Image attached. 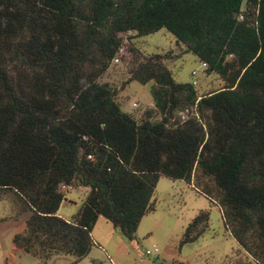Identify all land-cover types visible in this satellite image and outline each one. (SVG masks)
<instances>
[{"label": "trees", "instance_id": "obj_1", "mask_svg": "<svg viewBox=\"0 0 264 264\" xmlns=\"http://www.w3.org/2000/svg\"><path fill=\"white\" fill-rule=\"evenodd\" d=\"M160 29L227 85L198 96L172 77L168 56L141 58L127 46L129 81H152L161 117L137 122L97 78L127 32ZM188 107L191 116L169 124ZM196 169L213 181L237 243L264 259V0H0V187L31 212L15 245L72 254L76 264L99 216L133 240L159 177L190 181ZM60 185L89 189L70 220L56 215ZM208 219L199 211L180 246Z\"/></svg>", "mask_w": 264, "mask_h": 264}, {"label": "rangeland", "instance_id": "obj_2", "mask_svg": "<svg viewBox=\"0 0 264 264\" xmlns=\"http://www.w3.org/2000/svg\"><path fill=\"white\" fill-rule=\"evenodd\" d=\"M123 48L130 46L141 58L159 53L168 56L162 60L172 77L178 82H193L198 96L213 92L227 84L215 71L207 70L202 62L185 47L176 43L174 36L165 29L136 36L135 31L124 35ZM123 52L112 60L97 79L115 89V100L121 110L129 113L137 122L146 118L161 119L154 108L150 86L152 81L140 84L129 81L130 65ZM229 58V57H228ZM196 71L195 75L192 72ZM174 112L170 123L188 118V111ZM211 191L210 198L203 191ZM63 200L56 215L70 220L84 204L88 188L60 185ZM216 187L207 176L196 169L190 181L159 177L150 201V212L145 214L137 227L135 238L129 240L109 221L98 217L91 231L94 245L89 253L76 264H264L244 250L225 226L221 208L216 199ZM209 213V219L201 236L194 242L180 246V239L187 224L201 211ZM31 212L13 189L0 187V264H72L75 256L49 251V255H33L15 245V234H23ZM156 248V250H154ZM151 250L150 254L145 251ZM40 250V248H38ZM44 254V253H43ZM46 256V257H45Z\"/></svg>", "mask_w": 264, "mask_h": 264}, {"label": "built area", "instance_id": "obj_3", "mask_svg": "<svg viewBox=\"0 0 264 264\" xmlns=\"http://www.w3.org/2000/svg\"><path fill=\"white\" fill-rule=\"evenodd\" d=\"M239 18H242V15H240ZM122 52H123L124 55L127 53V51H124V48H123V47L120 49L119 53H122ZM113 60H114L115 62H118L119 59H118V57H116V58H114ZM202 65H203L204 67H206V63L202 62ZM195 74H196V71H193V72H192V75H195ZM192 83L195 84V81L193 80ZM154 250H156V248H154ZM145 253H146V254H150V253H151V250L147 249V250L145 251Z\"/></svg>", "mask_w": 264, "mask_h": 264}, {"label": "crops", "instance_id": "obj_4", "mask_svg": "<svg viewBox=\"0 0 264 264\" xmlns=\"http://www.w3.org/2000/svg\"><path fill=\"white\" fill-rule=\"evenodd\" d=\"M99 217H101V216H99ZM94 242V241H93Z\"/></svg>", "mask_w": 264, "mask_h": 264}]
</instances>
